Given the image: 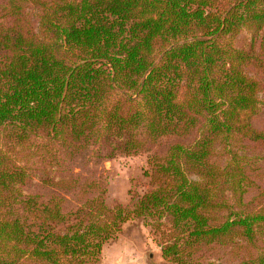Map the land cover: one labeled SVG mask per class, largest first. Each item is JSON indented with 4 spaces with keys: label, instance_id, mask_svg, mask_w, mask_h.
Returning a JSON list of instances; mask_svg holds the SVG:
<instances>
[{
    "label": "trees",
    "instance_id": "1",
    "mask_svg": "<svg viewBox=\"0 0 264 264\" xmlns=\"http://www.w3.org/2000/svg\"><path fill=\"white\" fill-rule=\"evenodd\" d=\"M263 80L264 0H0V264H101L134 218L169 262L264 264ZM162 140L108 205L90 165Z\"/></svg>",
    "mask_w": 264,
    "mask_h": 264
},
{
    "label": "rangeland",
    "instance_id": "2",
    "mask_svg": "<svg viewBox=\"0 0 264 264\" xmlns=\"http://www.w3.org/2000/svg\"><path fill=\"white\" fill-rule=\"evenodd\" d=\"M261 95L264 98V89ZM263 123L264 115L256 121L259 127H262ZM168 144L166 140H162L153 145L148 152L133 156L118 155L113 159H106L99 164L92 163L90 165V170L102 175L107 184L106 200L108 205L112 207L117 204L130 205L134 198L143 194L150 187L149 177L146 175L148 157L152 153L165 155ZM257 153L264 156V148ZM101 264L175 263L163 258L161 246L157 242V234L153 227L147 225L143 218H134L123 225L122 231L116 238L105 243Z\"/></svg>",
    "mask_w": 264,
    "mask_h": 264
}]
</instances>
